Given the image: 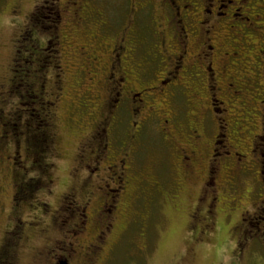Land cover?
<instances>
[{"label":"flooded vegetation","instance_id":"obj_1","mask_svg":"<svg viewBox=\"0 0 264 264\" xmlns=\"http://www.w3.org/2000/svg\"><path fill=\"white\" fill-rule=\"evenodd\" d=\"M37 2L12 40L13 84L7 74L0 81V176L12 189L0 264H19L31 240L29 264H99L146 193L134 157L147 128L173 149L184 182L200 176L205 198L197 195L191 229L213 228L236 203L235 245L264 244V0H110L109 10L100 0H54L45 22L32 19L48 3ZM70 131L72 153L63 150ZM248 172L256 185L245 189Z\"/></svg>","mask_w":264,"mask_h":264},{"label":"rangeland","instance_id":"obj_2","mask_svg":"<svg viewBox=\"0 0 264 264\" xmlns=\"http://www.w3.org/2000/svg\"><path fill=\"white\" fill-rule=\"evenodd\" d=\"M35 2L38 3L37 0H0V81L3 76L10 73L8 65L12 40ZM98 4L107 10L111 6L110 0H100ZM15 7L18 9V15L15 14ZM110 11L117 19L114 6ZM79 34L76 32L75 39H79ZM81 39L84 37L81 36ZM25 49L23 54L27 57L28 63L40 66L42 60L38 58L37 51L33 48ZM192 104H186L187 114L192 110ZM210 121L211 128H214V121ZM127 126V120H123L122 129H126ZM69 133L74 136L63 138V150L72 153L77 144V136L75 137V132ZM119 135L117 132L113 133L114 137ZM136 148L134 157L136 168L146 179L144 182L146 193L142 191L136 195L139 196V200L132 205L129 217L126 216L118 225V229L116 228L117 231L114 230L115 233L111 235L109 241L112 242L109 253L99 264H264V244L252 241L243 246H236L233 242L237 236V233L234 234L232 231V223L238 218L236 203H231L232 210L229 213L223 214L221 211L215 214L217 224L213 228L191 229L189 213L198 200L196 198L200 176H195L198 177L197 180L184 182L183 171L176 163L173 149L151 128L143 132ZM3 162L5 163V160ZM69 165V160L61 164L60 178L57 181V188L53 189V196L63 188L64 176L68 178L69 175ZM2 170L0 168L1 174L6 176L7 171ZM241 177L246 182L243 184L245 189L247 186L256 185V180L250 172L241 173ZM153 179H157L159 185L157 188L152 187L151 191L149 183ZM3 180L6 178L0 176L2 197L0 200L3 202L0 204V242L6 227L12 224V219L8 217L12 189ZM178 180L183 183L180 191ZM8 182L11 183L10 180ZM53 196L45 199L52 202ZM199 197L205 198L202 195H198ZM249 201L245 199V202ZM24 216L28 220L36 219L32 217L31 211H26ZM252 222L254 225V221ZM64 230L61 229L62 233ZM196 231L203 233L197 237ZM62 238L66 240L63 234ZM36 245L37 243L31 240L24 248H20L19 264L31 262Z\"/></svg>","mask_w":264,"mask_h":264},{"label":"trees","instance_id":"obj_3","mask_svg":"<svg viewBox=\"0 0 264 264\" xmlns=\"http://www.w3.org/2000/svg\"><path fill=\"white\" fill-rule=\"evenodd\" d=\"M48 3H41L40 4V8H39V11L38 12H40L37 16H34L32 19L33 20H35L36 21V18H40L41 19V21H46V19H44L43 18V15L45 14V15H49V13L47 12V11H51L52 13H51V15H56L57 13V7H58V4L57 3H55L54 2V0H46ZM103 8V7H102ZM47 18V17H46ZM97 18V17H96ZM96 18L94 19V21L96 20ZM48 22V21H47ZM40 25V27H42L41 26V24H39ZM78 33H80L79 35H78V37H79V39L78 38H76L77 40H76V44H82L84 41H85V39L87 38L85 35H83L82 34V29L80 28V29H78ZM81 36H83L84 37V39L82 40L81 39ZM27 48H31V47H29V46H26ZM23 51H26V49L24 48L23 49ZM14 71H12V72H10L9 73V76H8V82H9V84H10V86L13 84V81H14ZM8 87V89H9V91H11L12 89H13V87ZM155 181H157V179H153V180H151V182L149 183V185L151 186L153 183L152 182H155ZM138 193H139V191H138ZM132 223V222H131ZM122 225H124V224H122ZM118 229V228H117ZM117 229H116V231H117ZM113 233H115V231L113 232ZM106 256H107V254L105 255V257L103 258V257H101L100 256V259H99V263L101 262V261H103L105 258H106Z\"/></svg>","mask_w":264,"mask_h":264}]
</instances>
